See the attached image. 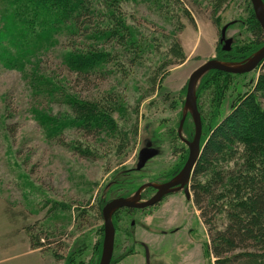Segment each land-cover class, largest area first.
Wrapping results in <instances>:
<instances>
[{
    "label": "rangeland",
    "instance_id": "obj_1",
    "mask_svg": "<svg viewBox=\"0 0 264 264\" xmlns=\"http://www.w3.org/2000/svg\"><path fill=\"white\" fill-rule=\"evenodd\" d=\"M94 5L100 40L80 37L71 44L110 52L97 75L70 72L59 46L41 58L34 74L45 86L35 94L29 68H8L0 61V264H98L104 202L162 182L187 154L178 124L190 75L217 59L228 23L236 22L226 30L231 44L251 40L247 0H96ZM114 22L119 37L106 40L103 33L116 29ZM261 74L264 60L250 73L225 78L217 120L231 113ZM205 88L199 106L207 116L212 100ZM63 97L95 104L110 116V125L87 135L71 125L79 117ZM44 117L61 121L62 129L51 135ZM193 126L188 118L182 136L192 137ZM147 147L157 155L138 170L139 152ZM263 157L245 147L229 149L199 182L245 163L262 169ZM113 217L112 264H213L200 212L182 194L148 210L119 209Z\"/></svg>",
    "mask_w": 264,
    "mask_h": 264
},
{
    "label": "trees",
    "instance_id": "obj_2",
    "mask_svg": "<svg viewBox=\"0 0 264 264\" xmlns=\"http://www.w3.org/2000/svg\"><path fill=\"white\" fill-rule=\"evenodd\" d=\"M95 1L0 0V61L8 68H29L28 75L33 74L30 86L35 94L43 93L45 86L42 78L34 74L38 72V64L43 56L59 49V46L62 65L70 72L84 77L97 75L104 68L102 62L110 57V52L100 50V47L86 48L71 44L73 39L80 37L100 40ZM247 1L250 9L245 24L251 40L249 44L239 46L233 43L229 51L221 50L217 57L220 61L242 62L264 46V31L256 19L251 0ZM235 24L228 23V28ZM117 25L116 29L113 27L110 32L103 33L106 34V40L119 37ZM232 76L239 75L209 71L197 88L203 148L191 178L193 202L207 231L213 264H264V168L245 163L221 177L212 178L206 184L199 182V178L211 171L215 162L229 149L245 147L264 154V74L257 80L253 79L251 91L246 93L229 115L217 120L227 87L225 78ZM205 86L212 100L208 117L203 115L199 106L200 94ZM66 103L79 117V121L71 125L81 128L87 135L99 130L102 132L110 125V116L106 111L99 112L95 104H78L69 97ZM44 118L42 121L51 135L62 129L61 121ZM182 118L183 113L178 129ZM188 118L194 125L188 114L182 131ZM194 132L193 126V135ZM107 202H104L103 207ZM116 220L113 217L115 228Z\"/></svg>",
    "mask_w": 264,
    "mask_h": 264
},
{
    "label": "water",
    "instance_id": "obj_3",
    "mask_svg": "<svg viewBox=\"0 0 264 264\" xmlns=\"http://www.w3.org/2000/svg\"><path fill=\"white\" fill-rule=\"evenodd\" d=\"M253 10L256 16V19L260 23L263 31H264V3L263 0H251ZM229 25H226L222 29V38L221 42L224 43L223 50L229 51L231 49L232 39H226V30ZM264 60V46L260 48L253 56L248 59L238 62H225L220 61L218 59H211L200 67H198L191 75L187 84L185 105H184V113L183 118L180 123V127L178 129V133L181 139L188 145L189 147V158L181 171L180 175L176 178L175 181L169 182L164 185H155V184H144L142 185L133 197L126 198H117L107 202L103 209L102 215L104 220V238H103V249L100 258L99 264H111L113 260L114 254V246H115V227L113 224V215L116 211L121 208H146L148 206H152L157 203L160 198L169 192V188L178 182H187L192 176L194 167L198 162L201 153H202V134H203V125L201 115L198 109L197 103V88L201 81V79L212 70H218L225 73L230 74H246L254 71L259 64ZM190 114L194 123V138L192 141H188L184 139L182 136V127L187 115ZM157 155V151L154 148L147 147L142 149L139 152V160L137 164V169L141 170L144 168L146 163ZM148 186L153 187L158 190L156 196L151 198L146 202H140V193L142 190L147 188Z\"/></svg>",
    "mask_w": 264,
    "mask_h": 264
},
{
    "label": "flooded vegetation",
    "instance_id": "obj_4",
    "mask_svg": "<svg viewBox=\"0 0 264 264\" xmlns=\"http://www.w3.org/2000/svg\"><path fill=\"white\" fill-rule=\"evenodd\" d=\"M179 138L180 140L182 141V143L185 144L184 148L186 150V156H184V158H182V163L170 174V176L166 179H164L162 182H147L145 184H155V185H164V184H167L169 182H172V181H175L176 178L180 175L181 171L183 170L188 158H189V147L188 145L181 139L180 135H179ZM194 138V135L192 137H184V139L188 140V141H192ZM155 157V156H154ZM153 157V158H154ZM182 157V155H181ZM152 159V158H151ZM150 159V160H151ZM147 164V163H146ZM192 177V176H191ZM191 177L190 179L183 183V182H178L177 184L171 186L169 188V190L171 192L167 193V194H164L160 200L155 203L154 205L152 206H148L146 208H136V207H132V208H121V209H127V212H134V211H143V210H148V209H152L154 207H157L159 206L161 203H163V201H165L168 197L170 196H174V195H178V194H182L183 197H185L186 200L190 201L192 200L193 202V194H192V190H191V187H190V180H191ZM144 185V184H143ZM140 188V187H139ZM138 188V189H139ZM137 189V190H138ZM137 190L134 192V194L130 197H133L135 195V193L137 192ZM158 193V190L153 188V187H150L148 186L147 188H145L144 190H142V192L140 193V202H146L148 200H150L151 198H153L154 196H156V194ZM194 203V202H193ZM120 209V210H121ZM132 225H134V222L132 223ZM180 228L177 227L175 228L174 230L171 231V233H175L176 230L178 231ZM168 232L164 231L162 232L163 235H166Z\"/></svg>",
    "mask_w": 264,
    "mask_h": 264
}]
</instances>
